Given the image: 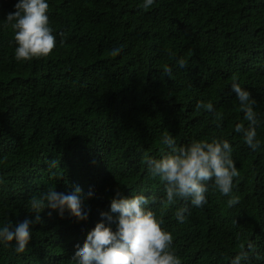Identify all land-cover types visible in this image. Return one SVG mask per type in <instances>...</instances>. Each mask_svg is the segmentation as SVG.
<instances>
[{
  "label": "trees",
  "instance_id": "16d2710c",
  "mask_svg": "<svg viewBox=\"0 0 264 264\" xmlns=\"http://www.w3.org/2000/svg\"><path fill=\"white\" fill-rule=\"evenodd\" d=\"M48 2L57 47L21 62L3 22L16 0H0V223L33 217L30 197L49 188L79 185L90 209L77 219L46 208L25 253L0 246V264H72L117 190L150 198L182 264H229L249 240L250 264H264V148L253 152L233 131L248 122L230 88L235 77L250 91L264 142V0H156L148 9L141 0ZM198 101L213 103L221 128ZM166 132L177 145L227 139L239 172L230 195L239 202L228 207L209 181L208 203L189 204L177 223L184 202L168 205L145 163L161 157Z\"/></svg>",
  "mask_w": 264,
  "mask_h": 264
},
{
  "label": "clouds",
  "instance_id": "9594fccd",
  "mask_svg": "<svg viewBox=\"0 0 264 264\" xmlns=\"http://www.w3.org/2000/svg\"><path fill=\"white\" fill-rule=\"evenodd\" d=\"M155 3L156 0H141L138 7L148 9ZM14 9L3 22L14 33L15 59L26 62L48 57L57 47L49 21L48 0H16ZM118 51L119 48H113L112 54ZM176 65L186 68L187 61L180 57ZM165 74L170 77L172 69L166 68ZM230 88L243 112V120L248 122L246 125L236 123L233 131L241 135L250 150H261L264 142L257 137L260 125L254 108L256 101L235 77ZM196 108L211 113L216 128H221L222 116L214 110L212 102L198 101ZM160 144L164 147L159 159L145 157L147 173L163 184L168 205L177 200L184 202L175 211L177 223L182 224L187 219L189 204L199 208L208 203L209 181L221 194L229 196L228 207L239 202L238 196L230 195L239 172L232 159L233 147L227 139L212 137L177 145L175 137L166 132ZM28 204L30 213L35 214L33 217H25L15 224L11 220L0 223V246L13 248L17 254L25 253L32 237V225L40 222V213L46 208L51 210L49 215L54 211L63 217L67 212L77 219L86 217L90 209V202L79 185L73 186L69 193L49 188L38 196H31ZM149 204L150 198L143 193L124 196L117 190L110 200L109 211L99 213L101 221L87 233L83 243L76 246L72 264H182L181 257L173 250L172 234L161 227L163 221L157 218ZM240 247L241 251L230 258L229 264H250V253L255 251L253 241Z\"/></svg>",
  "mask_w": 264,
  "mask_h": 264
}]
</instances>
